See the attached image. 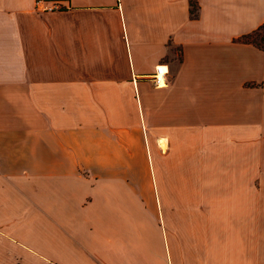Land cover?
<instances>
[{
	"label": "crops",
	"instance_id": "crops-1",
	"mask_svg": "<svg viewBox=\"0 0 264 264\" xmlns=\"http://www.w3.org/2000/svg\"><path fill=\"white\" fill-rule=\"evenodd\" d=\"M192 1L0 0V264H264V0Z\"/></svg>",
	"mask_w": 264,
	"mask_h": 264
},
{
	"label": "rangeland",
	"instance_id": "rangeland-1",
	"mask_svg": "<svg viewBox=\"0 0 264 264\" xmlns=\"http://www.w3.org/2000/svg\"><path fill=\"white\" fill-rule=\"evenodd\" d=\"M261 35H263V37H262L263 39L262 40L260 39ZM252 40L255 41L256 43H258L259 45L264 46V30L260 31L259 34L256 35L255 37L253 36ZM179 161L181 162V164H180L181 166H186V165L182 164V162L183 163L187 162L186 159H179ZM193 161H195V163H196L194 166H197V167H195V169L199 168L202 165V163H203V159L202 158H199V159L196 158ZM162 165H164V164L162 163ZM170 177L171 176H169V175H163V176L160 177V180L169 182L170 181ZM205 177L206 176H203L202 174H179L178 176H176V178H177V180L179 182H202V181H204Z\"/></svg>",
	"mask_w": 264,
	"mask_h": 264
},
{
	"label": "built area",
	"instance_id": "built-area-1",
	"mask_svg": "<svg viewBox=\"0 0 264 264\" xmlns=\"http://www.w3.org/2000/svg\"><path fill=\"white\" fill-rule=\"evenodd\" d=\"M163 66H155L148 79L152 86L159 87L166 84V69Z\"/></svg>",
	"mask_w": 264,
	"mask_h": 264
},
{
	"label": "trees",
	"instance_id": "trees-1",
	"mask_svg": "<svg viewBox=\"0 0 264 264\" xmlns=\"http://www.w3.org/2000/svg\"><path fill=\"white\" fill-rule=\"evenodd\" d=\"M192 3H193V1L190 0V5H193ZM263 30H264V22L262 24H260L257 28L252 30L251 32L240 36L238 40L240 42H243V43H250V44L258 47L259 49H264V46L259 45L258 43H256L255 41L252 40L253 36L255 37L256 35L259 34L260 31H263ZM262 37H263V35L260 36L261 40L263 39Z\"/></svg>",
	"mask_w": 264,
	"mask_h": 264
}]
</instances>
